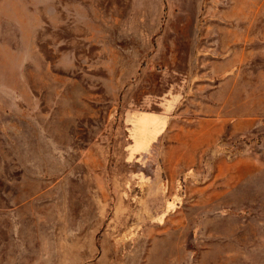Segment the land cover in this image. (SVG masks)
<instances>
[{
  "label": "rangeland",
  "instance_id": "obj_1",
  "mask_svg": "<svg viewBox=\"0 0 264 264\" xmlns=\"http://www.w3.org/2000/svg\"><path fill=\"white\" fill-rule=\"evenodd\" d=\"M0 264H264V0H0Z\"/></svg>",
  "mask_w": 264,
  "mask_h": 264
}]
</instances>
